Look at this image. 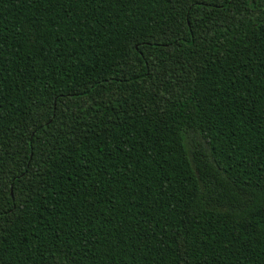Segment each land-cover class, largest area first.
<instances>
[{
	"label": "trees",
	"instance_id": "trees-1",
	"mask_svg": "<svg viewBox=\"0 0 264 264\" xmlns=\"http://www.w3.org/2000/svg\"><path fill=\"white\" fill-rule=\"evenodd\" d=\"M0 264H264V0H0Z\"/></svg>",
	"mask_w": 264,
	"mask_h": 264
}]
</instances>
